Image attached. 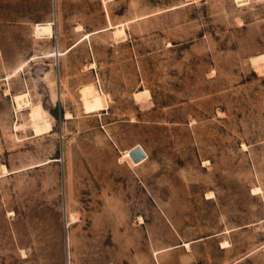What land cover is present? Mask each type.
I'll return each mask as SVG.
<instances>
[{
	"label": "rangeland",
	"instance_id": "obj_1",
	"mask_svg": "<svg viewBox=\"0 0 264 264\" xmlns=\"http://www.w3.org/2000/svg\"><path fill=\"white\" fill-rule=\"evenodd\" d=\"M261 56L264 0H0V264H264Z\"/></svg>",
	"mask_w": 264,
	"mask_h": 264
},
{
	"label": "crops",
	"instance_id": "obj_2",
	"mask_svg": "<svg viewBox=\"0 0 264 264\" xmlns=\"http://www.w3.org/2000/svg\"><path fill=\"white\" fill-rule=\"evenodd\" d=\"M105 111H106V108L101 110L100 112L104 113ZM102 138L103 140L106 141L108 145V149L117 154V158L115 162L118 167L123 166L127 170L135 171L141 164H143L148 159L147 154L146 152H144L141 144L135 143V142L124 141L122 136L119 133H113L112 128H108V130L104 129L102 133ZM137 146H139L141 150L146 154V157L138 165L133 166L129 164L126 158H123V154L125 153V151L130 152L133 148Z\"/></svg>",
	"mask_w": 264,
	"mask_h": 264
},
{
	"label": "bare ground",
	"instance_id": "obj_3",
	"mask_svg": "<svg viewBox=\"0 0 264 264\" xmlns=\"http://www.w3.org/2000/svg\"><path fill=\"white\" fill-rule=\"evenodd\" d=\"M237 3H243V2H245L246 0H235ZM247 3V2H246ZM120 29H118V30H115L113 33H117V31H119ZM121 39H122V36L121 35H119L118 33L116 34V36H115V40H120L121 41ZM55 54H57V52L55 51ZM58 55V54H57ZM260 60H264V56H261V57H259V58H257V59H255V61H260ZM262 63H264V62H262ZM257 66V65H256ZM142 93H146V92H142ZM142 93H140V94H136L134 97H135V100L137 101V100H141L140 98H141V94ZM130 153V152H129ZM130 157V156H129ZM131 159V158H130ZM144 159H141L138 163H135V164H139L140 162H142ZM132 161V160H131ZM255 190V189H254ZM257 190V189H256ZM258 192V191H257ZM255 192H252V194H254ZM186 247H188V245L186 244Z\"/></svg>",
	"mask_w": 264,
	"mask_h": 264
},
{
	"label": "water",
	"instance_id": "obj_4",
	"mask_svg": "<svg viewBox=\"0 0 264 264\" xmlns=\"http://www.w3.org/2000/svg\"><path fill=\"white\" fill-rule=\"evenodd\" d=\"M129 156L133 163H138L141 159H144L146 157V154L141 150L139 146L133 148Z\"/></svg>",
	"mask_w": 264,
	"mask_h": 264
}]
</instances>
